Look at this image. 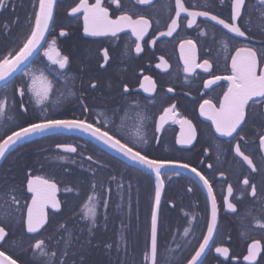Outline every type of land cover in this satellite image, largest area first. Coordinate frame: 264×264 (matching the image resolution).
<instances>
[{"label":"flooded vegetation","instance_id":"1","mask_svg":"<svg viewBox=\"0 0 264 264\" xmlns=\"http://www.w3.org/2000/svg\"><path fill=\"white\" fill-rule=\"evenodd\" d=\"M75 2L77 0H58L54 23L47 34L48 40L56 39L61 51L71 59L69 68L61 70L65 75L56 76L48 72V61L43 57V49L28 64L29 69H44L53 79V93L45 102L48 113L57 118L80 116L79 98L87 97L84 103L92 109V116L103 112L102 118L112 121L114 128L120 126L123 121L124 127L120 135L129 142L136 139L138 114L146 117L141 134L149 141L146 147L153 157L179 159L191 163L213 182L220 206L219 221L214 243L210 242L211 246L203 257V264H247L242 259L243 255L247 254V244L252 239L264 241V232L256 227L252 219L261 215L264 205L260 203L259 198H252L249 194L241 196L244 187L242 181L247 176L250 181L257 183L259 192V185L264 180V171L252 173L242 159L235 155L234 145L239 136L234 134L235 139L221 136L215 132L211 121L200 115L199 104L202 100L211 98L218 102L227 89V81H218L210 89H205L203 81L209 79V76L203 73L202 69H197L196 73H185L179 48L181 40H195L200 60L207 58L213 61V74L228 75L222 47V42L226 40V30L203 17H198L197 24L189 28L186 14L182 13L181 26L177 31L171 37H161L159 32L167 30L166 26L174 15L175 0H153L151 6H137L134 0H122L125 9L142 12L153 19L149 35L142 42L144 51L137 54L135 38L130 37L127 32L120 33L115 38L84 34L82 17L77 19L68 15ZM33 3L34 0H8L7 8L0 12V26L5 23L10 26L8 34L0 31V54L15 47L19 35L26 31L25 21L33 10ZM249 3L255 4L256 0H249ZM185 4L190 7L199 6L200 10H211L222 18H228L230 14L229 0H224L223 3L220 0H185ZM205 4H210L211 7L204 9ZM112 7L115 8V5ZM252 21V31L248 35L252 37L251 42L259 46L264 36L256 27L261 23L258 12L253 11ZM61 28L66 30V36L59 35ZM201 32L206 35H201ZM154 37L155 45L149 43ZM243 39L228 40L229 50L234 51V47ZM104 48H108L110 59L104 67H100L103 63ZM160 56L168 61L167 69L156 67L160 63ZM143 75H150L156 81L155 93H145L138 87ZM22 79V75L18 74L11 83L0 86V99L7 95L9 100L5 115L0 117V138L41 114L40 106L35 103L34 98H30V93L23 97L24 106L28 111L25 113L20 108L21 97L15 89ZM92 80L98 83L96 89L89 86ZM123 83L129 85L130 95L121 94ZM169 87L174 91L168 92ZM60 93H63V97ZM132 100L138 101V108H129V102ZM173 102L176 103L179 113L190 119L196 127L197 138L191 145L176 143L180 134V125L177 123L169 121L161 132L155 131V123L163 107ZM260 107L264 108V105ZM261 127V121L255 118L250 120L240 133L243 136V140H240L241 149L246 155L252 156L257 168H261L264 162V150L259 147V136L264 134L258 131ZM155 137H159V143ZM63 143L76 145L77 153H65L63 149L56 148L57 144ZM112 152L115 151L78 131L52 132L33 137L23 146H18L0 163V208L6 198L3 197V192H6L9 186L15 187L13 194L20 200L21 205L30 203L31 193L26 190L25 179L29 169L33 174L43 175L57 183V199L61 201L62 207L57 211L49 206V223L39 234H23V226L19 223L20 213L12 209L13 219L7 224L11 238L7 243L0 244L11 253L22 256L25 261L41 264L39 260L33 261L30 250L23 253L19 247H13L12 241L15 240L18 245L22 243L24 248H28L36 239H45L49 250L57 251L58 260L62 255L63 244L57 245L56 241L64 235L63 230H59V225L65 224L74 237H79L69 255L65 257L68 264H72V261L79 264V245L87 239H91V244L87 245L83 252L86 264H143V254L150 239L154 175L132 167L119 153ZM60 155L66 159H57ZM89 155L93 157V161L86 159ZM96 161L99 164L95 163ZM209 164L212 168L208 167ZM175 171L177 170L164 171L162 226L159 230L161 264H186L207 231L206 222L210 214V202L206 190L202 189V182L188 169L178 170L179 176L175 175ZM221 172L225 174L223 177L220 176ZM93 183L96 185L95 190L92 188ZM228 184L234 189L233 196L229 199L237 205L236 212L223 206ZM189 187L193 191L189 192ZM66 188L73 190L65 191ZM93 191L97 196V220L93 235L89 237L88 226L91 222L82 217L83 206ZM105 200L107 207L104 206ZM22 211L26 215V208ZM249 212L251 216H248ZM185 228L191 230L187 236L184 235ZM245 231L248 233L247 238L241 235ZM121 235L126 238V253L123 250L117 253L115 247L106 249V244L117 241ZM49 237L52 239L49 240ZM221 245L228 247L238 260L219 256L215 247ZM262 258L264 252L257 257V261Z\"/></svg>","mask_w":264,"mask_h":264},{"label":"snow or ice","instance_id":"2","mask_svg":"<svg viewBox=\"0 0 264 264\" xmlns=\"http://www.w3.org/2000/svg\"><path fill=\"white\" fill-rule=\"evenodd\" d=\"M220 2L223 3L224 0H220ZM57 3L58 0H34L33 10L25 21L26 31L19 35L15 47L9 48L4 54H0V81L4 82L6 86L18 74L22 75L23 79L15 89L21 97L20 108L25 113L28 111L24 106L23 97L30 93V98H34L41 111L39 116L26 121L21 126H17L15 130L0 138V160L5 159L18 146H23L24 143H27L33 137L43 136L52 132L78 131L89 135L102 145L119 153L127 162H131L132 167H138V170L142 172L146 171L153 174L155 187L154 199L150 210V239L143 254V264H161L159 259V230L162 226V193L165 190L164 170H177L175 175L179 176L180 172L178 169H188L202 182V189L206 190L207 199L210 202V214L206 222L207 231L203 234L199 246L194 249V253L187 259L186 264H203V257L206 255V251L210 249L211 243H214V234L218 229L220 211L213 182L203 171L198 170L191 163L179 159L153 157L146 147L149 141L141 134V129L146 119L142 114H138L139 127L136 139L129 142L123 135H120L121 129L124 127L123 121L120 126L114 128L112 127V121L102 118L104 117L103 112H98L95 116H92V109L84 103L87 97L82 96L79 98L81 105L80 116L57 118L48 113L45 102L48 101L53 93V79L46 74L44 69H29L28 64L32 62L41 49H43V57L48 61L46 65L48 72L56 76H64L65 73L61 70H67L71 64L70 57L61 51L57 40H48L47 38V34L54 23ZM106 3L107 6H105ZM134 3L137 6H151L153 0H134ZM113 5H115V8L112 7ZM7 6L8 0H0V12L6 9ZM229 6L230 14L228 18H222L211 10H200L199 6H186L185 0H175L174 15L171 16L170 22L166 26L167 30L159 32L158 35L171 37L181 26L182 13L186 14L185 19L189 28L197 24L198 17H203L215 22V25L222 26V29L226 30L224 33L226 40L222 42V47L225 53L224 60L228 75H214L213 61L207 58L200 60L197 42L192 39H184L179 43L180 55L183 60V71L185 73H196L197 69H202L203 73L209 76V79L203 81L205 89H210L218 81H227V89L223 92V97L218 102H214L211 98L202 100L199 104L200 115L210 120L215 132L221 136L234 139V134L239 136V140L234 145L235 155L242 159L252 173H259L264 171V162H262L261 168H257L252 156L246 155L242 151L240 140H243V136L240 133L244 126L255 118H259L262 123V127L258 131L264 132V108L260 107L264 105V66H262L264 65V40L257 46L251 42L252 37L248 35L253 27V11H256L258 12V19L261 21L256 27L261 35L264 36V0H256L255 4H250L249 0H229ZM210 7V4L204 5V9H209ZM68 15L77 19L82 17V30L88 36H110L115 38L118 34L127 32L130 37L135 38L134 44L137 54L144 51L142 42L149 35V29L153 25V19L150 16L142 12L125 9L122 0H94V2L77 0L74 6L69 9ZM157 23L159 22L157 21ZM9 29L10 26L6 23L0 26V31L5 34H8ZM228 34L232 35L229 36ZM59 35L66 36V30L61 28ZM201 35H206V33L201 32ZM237 38L244 39L234 47V51H230L227 41ZM149 43L155 45L156 38L154 37ZM109 59L108 48L102 49L103 63L100 67H104L109 62ZM159 60L160 63L156 65L157 68L167 69L169 67L168 61L163 56H160ZM65 80H67L66 76ZM89 86L91 89H96L98 83L96 80H92ZM138 87L145 93H155L157 83L152 76L143 75V78L138 82ZM167 91L173 92L174 89L169 87ZM69 94L74 95V93ZM121 94H131L127 83L122 84ZM60 96L63 97V93H60ZM59 102L58 100L57 103ZM8 104V96L5 95L0 99V117L5 115ZM128 106L129 108L133 106L138 108L139 103L136 100H132ZM169 121L180 125V134L176 138L177 144L191 145L197 138L195 125L190 119L179 113L175 102L163 107L155 123V131L157 133L161 132ZM155 139L159 143V137H155ZM259 147L264 150V134L259 136ZM56 148L63 149L65 153H77L78 150L76 145L68 143L57 144ZM57 159L64 160L66 157L60 155L57 156ZM86 159L93 161L91 155L87 156ZM95 163L99 164L98 161ZM208 167L212 168V165L209 164ZM224 175L223 172L220 173L221 177ZM25 179L26 190L31 193L30 203L20 204V200L13 194L16 191L14 186H9L7 191L3 192V197L6 198L3 200V207L0 208V242L7 243L11 238L7 224L9 220L13 219L12 209L20 213L19 223L23 226V234H39L49 223V206L57 211L62 207L61 201L57 199L59 187L53 179L33 174L31 169L26 173ZM112 179L115 180V177ZM168 179L170 180L171 177H168ZM242 184L244 187L241 190V196L249 194L252 198H259L260 203L264 205V180L259 185V192L257 183L250 181L247 176L243 179ZM120 186L122 185H118V187ZM92 188L95 190V183H93ZM72 190L71 188L65 189V191ZM187 190L189 192L193 191L191 187ZM233 192V186L228 184L227 195L223 197V206L232 212H236L237 205L229 199V197L233 196ZM96 206L97 196L95 191H93V194L88 196L87 202L83 206L84 216L82 217L89 219L91 222L88 226L89 237L93 235V229L96 225ZM104 206L107 207L106 200L104 201ZM24 208H26V215L22 211ZM248 216H251V212L248 213ZM252 219L256 227L261 232H264V210H262L259 217H253ZM59 230H63L64 235L61 236L60 240L56 241L57 245L63 244L62 255L58 260L56 259L57 251H50L45 239H36L34 243L28 245V248H24L22 243L18 245L15 240L12 241V245L13 247H19L23 253L30 250L33 255V261L39 260L41 264H68L65 257L69 255V251L75 246L79 237H74L65 224H60ZM190 231V228H185L184 235H189ZM241 235L247 238L248 233L245 231ZM48 239L51 240L52 237ZM90 244L91 239H87L79 245L81 252L79 264H86L83 252L86 250V246ZM105 247L108 250L115 247L117 253L121 252V250L126 253V238L121 235L117 241L106 244ZM177 248H179V245H177ZM215 252L219 256L238 260L226 246H216ZM262 252H264V241L252 239L247 244V254L243 255L242 259L247 264H264V258L261 261H257V257ZM0 264H32V261H25L22 256L11 253L8 248L0 244ZM72 264H76V261H72Z\"/></svg>","mask_w":264,"mask_h":264},{"label":"water","instance_id":"3","mask_svg":"<svg viewBox=\"0 0 264 264\" xmlns=\"http://www.w3.org/2000/svg\"><path fill=\"white\" fill-rule=\"evenodd\" d=\"M4 82L0 81V86L3 85ZM113 154H116L115 152H112ZM3 160V159H2ZM2 160H0V163L2 162ZM131 163V162H130ZM165 170H174V169H165ZM164 170V171H165ZM179 171H181L182 169H178Z\"/></svg>","mask_w":264,"mask_h":264}]
</instances>
